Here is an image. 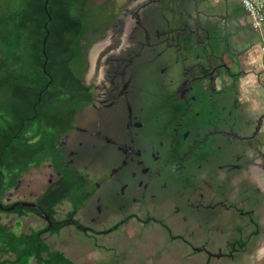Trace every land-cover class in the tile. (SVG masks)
<instances>
[{
  "label": "flooded vegetation",
  "instance_id": "flooded-vegetation-1",
  "mask_svg": "<svg viewBox=\"0 0 264 264\" xmlns=\"http://www.w3.org/2000/svg\"><path fill=\"white\" fill-rule=\"evenodd\" d=\"M94 5L88 102L60 150L20 178L19 201L41 206L71 171L75 197L46 212L52 235L72 226L113 252L124 239L133 262L235 260L245 186L264 168V33L238 0Z\"/></svg>",
  "mask_w": 264,
  "mask_h": 264
},
{
  "label": "trees",
  "instance_id": "trees-1",
  "mask_svg": "<svg viewBox=\"0 0 264 264\" xmlns=\"http://www.w3.org/2000/svg\"><path fill=\"white\" fill-rule=\"evenodd\" d=\"M45 2L0 0V212L15 203L4 198L20 178L60 150V136L88 102L83 42L101 19L95 0H49L50 16ZM77 175L65 172L59 187L50 186L40 196L45 212L52 214L55 205L75 197ZM12 211L40 216L34 207L18 205ZM48 230L19 236L0 224V233L13 238L11 264H26L31 256L40 264H73L50 250L42 239Z\"/></svg>",
  "mask_w": 264,
  "mask_h": 264
},
{
  "label": "crops",
  "instance_id": "crops-1",
  "mask_svg": "<svg viewBox=\"0 0 264 264\" xmlns=\"http://www.w3.org/2000/svg\"><path fill=\"white\" fill-rule=\"evenodd\" d=\"M251 175L252 178L254 176V181L251 183L253 190L250 191L247 185L245 186V215L241 220L242 225H240V229L243 231L241 238L244 240L246 249L245 251L238 250L234 255L235 260L226 259L227 264H264V168H254ZM18 193L15 188L9 191L4 198V203L20 202L19 200L23 199V196ZM12 210L14 209L6 208L0 212V224L7 226L11 234L15 233L21 236V234H30L36 230L47 228V223L38 219L37 214L33 212L21 214ZM69 237L75 238L74 242L70 239L73 244L66 243L67 240L64 241L62 238V240H54L48 231L42 235V239L48 244L51 251H60L73 264H113V261L109 262L110 257L113 254H118V252H113V247L108 246L106 242L99 245L92 236H90L92 238L86 239L85 236L78 237L77 233L73 232ZM108 237L112 239L113 233ZM7 239L6 234L0 233V264H11L15 257V253L10 251V242L13 241V238L9 236V240ZM110 245L112 244L110 243ZM26 264H40V262L35 256H31Z\"/></svg>",
  "mask_w": 264,
  "mask_h": 264
},
{
  "label": "rangeland",
  "instance_id": "rangeland-1",
  "mask_svg": "<svg viewBox=\"0 0 264 264\" xmlns=\"http://www.w3.org/2000/svg\"><path fill=\"white\" fill-rule=\"evenodd\" d=\"M96 52V49L93 51V54ZM93 56V55H92ZM38 219H41L44 221V218L43 217H40L38 216ZM73 232H76L77 233V236L80 237L83 235V233L80 231V230H76L74 227L72 226H69V227H66L65 229H62L60 232H56L53 236V239L54 240H62L64 239V241L67 240L66 243L68 244H73V242L75 241V238L72 239V237H69V235H71V233ZM84 236V235H83ZM62 238V239H61ZM77 238V237H76ZM70 239H72L71 241L73 242H70ZM145 239V237H142V240ZM111 241L113 242V238L111 239ZM125 244L127 243H124V239L121 243V245H123V247H120V250L117 251L118 254H113L112 257H110V255H108L111 259L109 260V262L113 261V264H149L147 262H133L134 259H135V254L133 252H136L137 250L134 249L133 252H129L128 251L130 250V247L126 246ZM120 256V257H119ZM138 256V255H136ZM134 257V258H133ZM121 262V263H120Z\"/></svg>",
  "mask_w": 264,
  "mask_h": 264
},
{
  "label": "built area",
  "instance_id": "built-area-1",
  "mask_svg": "<svg viewBox=\"0 0 264 264\" xmlns=\"http://www.w3.org/2000/svg\"><path fill=\"white\" fill-rule=\"evenodd\" d=\"M246 10L253 27L264 33V1L263 0H238Z\"/></svg>",
  "mask_w": 264,
  "mask_h": 264
},
{
  "label": "water",
  "instance_id": "water-1",
  "mask_svg": "<svg viewBox=\"0 0 264 264\" xmlns=\"http://www.w3.org/2000/svg\"><path fill=\"white\" fill-rule=\"evenodd\" d=\"M264 1V0H263ZM48 2H49V0H46V2H45V8H46V10H47V5H48ZM47 13H48V15L50 16V13H49V11L47 10ZM46 27H47V24H46ZM48 36V35H47ZM47 36H46V38H47ZM46 38H45V41H46ZM18 205H22V206H25V207H34V208H37L38 210H39V212H40V216L41 217H43L45 220H49V221H51V219H50V216L42 209V207L41 206H39V205H37V204H35V203H33V202H29V201H24V202H16V203H14L12 206H10L8 209H14V208H16ZM81 226V225H80Z\"/></svg>",
  "mask_w": 264,
  "mask_h": 264
}]
</instances>
